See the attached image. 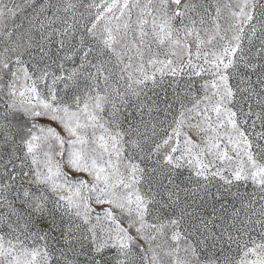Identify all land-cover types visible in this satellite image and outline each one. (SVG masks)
<instances>
[{
  "label": "snow or ice",
  "instance_id": "obj_1",
  "mask_svg": "<svg viewBox=\"0 0 264 264\" xmlns=\"http://www.w3.org/2000/svg\"><path fill=\"white\" fill-rule=\"evenodd\" d=\"M0 264H264V0H0Z\"/></svg>",
  "mask_w": 264,
  "mask_h": 264
}]
</instances>
